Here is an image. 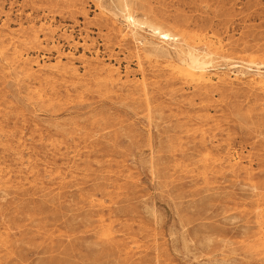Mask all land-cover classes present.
<instances>
[{"label":"rangeland","instance_id":"1","mask_svg":"<svg viewBox=\"0 0 264 264\" xmlns=\"http://www.w3.org/2000/svg\"><path fill=\"white\" fill-rule=\"evenodd\" d=\"M127 2L204 84L111 0H0V264H264V0Z\"/></svg>","mask_w":264,"mask_h":264},{"label":"bare ground","instance_id":"2","mask_svg":"<svg viewBox=\"0 0 264 264\" xmlns=\"http://www.w3.org/2000/svg\"><path fill=\"white\" fill-rule=\"evenodd\" d=\"M111 1L113 4L115 3V6L118 9V11L127 13L125 16V20L129 23L130 27L133 28V30H135V32H133V34L130 35L134 38L135 41L142 39V38H140V36H138L137 33L141 30L146 29L147 33H149V36L151 38L156 39L161 44H168V46H173L172 49H164V48L159 47L153 43H149V45L151 46V48H149V51H151V53L154 56L162 58V59H166V58H169L171 56V54H173L175 56V58L184 62V65L186 66V69L183 70V75L185 77V80H187V81L190 80L191 82H197V84H201V85L204 84L203 75H204L205 70L208 68L207 65L209 64V62L205 61L204 56H201L197 50L193 49L190 46V44L188 43V39L183 32L181 33V31H180V32H177V34L174 32L176 35H172L167 29H166L167 31L163 30L162 27L159 26V24L157 25L154 23L155 21L153 22L152 20L148 19L149 15L146 16L147 13L144 14V17H145L144 21H140L138 19H135L129 13L130 6H129V3L127 2V0H111ZM140 9H141V7H140ZM179 26H180L179 24H176L175 27H179ZM256 71H257L258 76L260 77L259 84L261 86H264V73H262V74L259 73L260 71L258 68ZM102 77H103V75H102ZM97 80H99V79H97ZM97 80H95V81H97ZM102 80H104V79L102 78L101 81ZM97 85H99V84H97ZM201 85H200V87H201ZM158 137H160V136H158Z\"/></svg>","mask_w":264,"mask_h":264}]
</instances>
